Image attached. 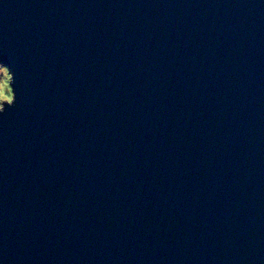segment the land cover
Here are the masks:
<instances>
[{
  "label": "water",
  "instance_id": "95a60500",
  "mask_svg": "<svg viewBox=\"0 0 264 264\" xmlns=\"http://www.w3.org/2000/svg\"><path fill=\"white\" fill-rule=\"evenodd\" d=\"M0 264H264V0H0Z\"/></svg>",
  "mask_w": 264,
  "mask_h": 264
},
{
  "label": "rangeland",
  "instance_id": "374dc122",
  "mask_svg": "<svg viewBox=\"0 0 264 264\" xmlns=\"http://www.w3.org/2000/svg\"><path fill=\"white\" fill-rule=\"evenodd\" d=\"M0 69L2 70H6L5 71H0V107L3 103L2 97L11 95L12 96V89H11V84H10V79H11V75L8 71V68L6 66H4L3 64H0ZM7 84V87H4V85Z\"/></svg>",
  "mask_w": 264,
  "mask_h": 264
},
{
  "label": "snow or ice",
  "instance_id": "6c2138e0",
  "mask_svg": "<svg viewBox=\"0 0 264 264\" xmlns=\"http://www.w3.org/2000/svg\"><path fill=\"white\" fill-rule=\"evenodd\" d=\"M0 71H5V73H6V70H2V69H0ZM4 87H7V84H5ZM2 99H3V100H7V101H11L12 96H11V95H8V96H5V95H4V96L2 97Z\"/></svg>",
  "mask_w": 264,
  "mask_h": 264
}]
</instances>
